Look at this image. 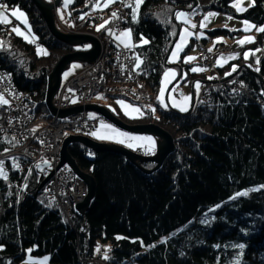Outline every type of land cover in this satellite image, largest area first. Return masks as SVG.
<instances>
[{
  "label": "trees",
  "instance_id": "trees-1",
  "mask_svg": "<svg viewBox=\"0 0 264 264\" xmlns=\"http://www.w3.org/2000/svg\"><path fill=\"white\" fill-rule=\"evenodd\" d=\"M103 1L75 0L66 18L71 33L103 41L111 22L104 21L108 24L98 31L103 12L94 11ZM119 1L126 4L120 30L132 32L139 77L153 96L152 105L171 67L169 57L181 30L178 12L216 11L264 28V0H254L242 14L232 7L235 0H143L135 19L128 5L136 0ZM0 4L25 11L37 37L30 43L0 25V70L26 95L32 112L51 118L45 105L49 75L64 56L92 46L57 40L31 0ZM243 33L208 31L211 37L230 39ZM40 47L46 54H39ZM111 47H117L114 41ZM259 48V70L245 65L243 58L233 61L226 68L237 65V70L221 78L222 87L207 85L206 97L194 101L188 112L158 108L156 117L149 104L139 103L142 116L126 119L128 123L158 125L175 143L160 168L71 144L69 154L96 183L85 219L76 211L68 219L48 202L44 189L39 190L37 163L20 154L9 159L8 175L0 178V264H20L28 251L50 257L51 264H264V31L245 47ZM104 96L116 106L114 115L123 119L117 101L131 99ZM9 139L0 137V154ZM243 192L248 195H237ZM100 245L105 248L98 255Z\"/></svg>",
  "mask_w": 264,
  "mask_h": 264
},
{
  "label": "built area",
  "instance_id": "built-area-1",
  "mask_svg": "<svg viewBox=\"0 0 264 264\" xmlns=\"http://www.w3.org/2000/svg\"><path fill=\"white\" fill-rule=\"evenodd\" d=\"M125 7V2L118 0L103 11L102 17L104 15L105 17H100L101 21H116L111 22L112 34H107L103 41L99 39L101 54L97 61L93 65H81L80 73L61 85L53 100V105L59 112L85 107L95 96L102 93L124 94L140 104L153 102V96L139 77L135 47H111L113 34L117 33L122 25ZM9 10L7 6L6 11ZM67 13H60L58 8L55 9L56 25L59 30H63L62 32L73 34L66 22ZM113 13L116 15L113 16ZM229 50L218 47L209 51L203 48L198 54V59L208 68V74L213 75L216 73V61ZM107 65L112 68L113 76L110 80L106 78ZM215 81L217 84L213 86L222 87L221 79ZM208 92L209 87H202L200 98L206 97ZM178 96L183 98L181 93ZM106 125L107 121L100 115L85 110L65 119L38 116L27 105L26 95L14 85L12 78L0 70V137L7 135L10 138L7 150L0 154V178L8 175V160L17 154L37 164L49 163L48 174L51 172L54 174L44 188L45 198L59 208L68 219L73 217L76 205L88 197V186L68 165L58 169L63 144L71 137H84L96 141L95 131ZM135 153L151 157L156 154V150H138ZM1 211L0 208V217Z\"/></svg>",
  "mask_w": 264,
  "mask_h": 264
},
{
  "label": "rangeland",
  "instance_id": "rangeland-1",
  "mask_svg": "<svg viewBox=\"0 0 264 264\" xmlns=\"http://www.w3.org/2000/svg\"><path fill=\"white\" fill-rule=\"evenodd\" d=\"M74 1L75 0H63L62 2L63 4L60 5L58 11L60 13H65V11H70V6L74 3ZM50 3H54V2H50ZM112 3L113 2H111V0H104L102 4L99 3L95 7L94 11L95 12L104 11ZM253 4H254V0H235L232 3V7L238 14H242L245 11H247L249 8H251ZM13 10H18L17 15L19 16V18L11 15V12ZM19 13H23V15L20 16ZM178 13H183L184 15L183 16L176 15V21L181 24V30L169 57V64L171 65V67L168 68L163 74L160 89L158 91V94L155 95L156 103L155 104L153 103V105L149 104L147 106L148 109H150L156 117L159 115L158 108L164 110L173 108L183 113L188 112L193 105V84H192L193 80L196 78L202 79L204 78L205 75L209 78H212V76L208 74V68L202 65L198 59V54L203 46H206L207 48H212L217 44L219 45L223 44V41L226 43V45L233 44L232 50L230 49L229 51L224 52L223 55L218 58L219 59L218 64L222 68H225L230 60L243 58L244 61L248 62L255 69L259 70L258 54L262 55V49L259 48L257 50H244L242 52V48L245 46V44L250 43L257 38V36L261 32L258 31L257 29L262 27L255 25L253 22L247 19L237 18L235 16L223 14L216 11H208L205 13H199V12L198 13L178 12ZM210 14H214V15H210ZM197 17H200L199 20ZM229 17H231V19H229ZM4 18L7 22L0 23V25H3L5 27H10L12 31L14 28L17 29V31H13V32H15L16 34L19 32L20 34L17 35L21 36L30 43H35V41H37V37L30 24L28 15L26 14L25 11L21 10L20 8H13L10 9L9 11L5 10ZM14 24H16L15 27L13 26ZM107 24L108 22H99L98 26L104 25L105 27ZM193 24L196 25L195 28L192 27ZM201 24H203L204 27H201ZM218 29H225L234 32L237 31L236 29H238L240 31H243L244 33L236 39H230L229 37L221 36V35L216 37H211L208 34V31L218 30ZM62 33L69 34L65 32ZM125 33H130V35H125ZM108 34L109 35L112 34L111 29H108ZM113 35H114L113 37H115L116 45L118 47H122V46L129 47L132 46L134 43L132 32L130 29H121ZM241 41H243V43H241ZM177 45H180V47L178 48ZM46 51L47 50L44 47H40L38 49V52L41 55L46 54ZM174 53L175 55H173ZM252 56H257V59L255 58L253 62H251L250 60ZM187 57H194V59L186 60ZM180 63L182 64L181 66L183 68L180 66ZM81 65L83 64H79V63L71 64L69 69L63 74L62 82L65 84L71 79H73L77 74H79L82 67ZM173 65H176V67H172ZM236 67L237 66L234 65V67H232L231 69L228 68L225 74L228 73L227 75H229L231 72H234L235 70L233 71L231 70ZM193 68L197 70L192 71ZM185 87L187 89V93ZM180 93L183 95V98H179L178 95ZM91 104L102 106L106 109H109L110 112L113 114H114L113 112L114 109H116V106H112L108 101V99L104 96V94H99L95 96L91 100ZM118 107L121 113L123 114V116L125 117V118L123 117V119L121 118L119 119H121V121H123L127 125L152 124V123L129 124L128 121L126 120V119H130V120L139 119L140 116H142L143 109L139 103L137 104L127 99H120L117 101V108ZM106 126H110V128L101 126L98 130L95 131L94 139L97 142L119 145L133 152L138 150L151 149V148H154L156 150L157 148V139L154 137L147 135H134L128 132H124L118 129L117 127H115L110 122H107ZM112 129H114L115 132H113ZM132 137L136 139L134 140L129 139ZM129 144H131L132 146L130 147ZM103 248L105 247L101 245L97 247L96 252L98 255H100L101 252L102 253L104 252ZM20 264H51V263H50V257L48 256L36 257L32 255L31 251H28L26 259Z\"/></svg>",
  "mask_w": 264,
  "mask_h": 264
},
{
  "label": "water",
  "instance_id": "water-1",
  "mask_svg": "<svg viewBox=\"0 0 264 264\" xmlns=\"http://www.w3.org/2000/svg\"><path fill=\"white\" fill-rule=\"evenodd\" d=\"M36 8L43 16L51 34L59 41L72 47H81L84 45H91L92 49L84 53H75L64 56L53 69L52 73L48 77V86L45 105L51 118L65 119L73 114L80 113L82 111L93 112L100 115L107 122H110L118 129L128 132L134 135H147L157 139L156 154L151 157H143L137 155L135 152L126 149L119 145L100 143L84 137H71L67 139L63 144L61 164L59 169L65 165H69L75 174L86 182L88 186L89 195L87 199L76 205L75 210L81 215L82 218H86V214L89 210L91 201L95 196L96 183L92 175L86 174L81 171L77 162L69 154V146L73 143H80L87 148L91 149L94 153L98 154L101 152H112L125 157L128 161L134 164L151 162L160 168L165 160L175 151V143L173 137L161 127L155 124L147 125H127L117 116L102 106L89 104L85 107L80 106L71 108L64 111H58L54 105L53 100L57 95L61 85L62 76L69 69L73 63L93 65L101 54V43L100 40L91 35H80V34H64L62 33L57 25L54 11L59 8L63 0H56L54 3L47 2L45 0H31ZM263 83V79L260 80ZM49 163L38 164L37 171L41 174V185L39 190L41 191L50 182L53 172L46 176L48 173ZM87 264V263H85Z\"/></svg>",
  "mask_w": 264,
  "mask_h": 264
},
{
  "label": "crops",
  "instance_id": "crops-1",
  "mask_svg": "<svg viewBox=\"0 0 264 264\" xmlns=\"http://www.w3.org/2000/svg\"><path fill=\"white\" fill-rule=\"evenodd\" d=\"M116 1H118V0H116ZM115 1V2H116ZM115 2H113V3H115ZM113 3L111 4V5H113ZM110 5V6H111ZM109 6V7H110ZM66 12V11H65ZM236 30H238V29H236ZM249 43H247V44H245V46L242 48V52L244 51V50H246L245 49V47L248 45ZM122 47H125V46H122ZM218 47H222V48H224V47H227V48H229V49H231L232 50V48H233V44H227L226 45V43L223 41V44H221V45H219V44H217L216 46H214V47H212V48H208V49H215V48H218ZM203 48H207L206 46H203L201 49H200V51L203 49ZM223 55V54H222ZM255 58L257 59V56H252V58L250 59L251 60V62H253L254 60H255ZM260 59H261V55L260 54H258V62H259V64H260ZM219 60V59H218ZM218 60L216 61V73L215 74H213V75H211L212 76V78H209V77H205L204 76V78H202V79H200V78H196V79H194L193 80V103H194V101H197L199 98H200V89L202 88V87H205V88H208V86L207 85H214L213 83V80H216V79H221V78H224V77H227V76H229L230 74H233L236 70H237V67L235 68V71L234 72H231L229 75H227V74H225L226 73V71H227V69L228 68H226L230 63H232L233 61H237L238 59H233V60H230L229 61V63L226 65V69L224 68V71H222L221 73H219L217 70L218 69H222V67L218 64ZM244 63H245V65H247V66H250V67H253V66H251L248 62H246V61H243ZM235 66H237V65H235ZM234 67V66H233ZM232 68V67H231ZM230 68V69H231ZM254 68V67H253ZM231 71H233V69L231 70ZM230 72V71H229ZM227 75V76H226ZM63 83V82H62ZM197 84H199V87H197ZM185 90H186V93H187V89H186V87H185ZM152 150H154V148H151Z\"/></svg>",
  "mask_w": 264,
  "mask_h": 264
},
{
  "label": "snow or ice",
  "instance_id": "snow-or-ice-1",
  "mask_svg": "<svg viewBox=\"0 0 264 264\" xmlns=\"http://www.w3.org/2000/svg\"><path fill=\"white\" fill-rule=\"evenodd\" d=\"M111 2H115V0H111ZM141 3H143V0H137L136 4L134 6L133 5H128L129 7H132L133 8V19L136 18V13H137V10H138V8H139V6H140ZM6 9H7V5L0 4V23L7 22L5 20V18H4L5 17V10ZM17 13H18V10H13L11 12V15L19 18V16L17 15ZM19 15L22 16L23 13H19ZM115 15H116V13H113V16H115ZM183 15H184L183 13H177V16H183ZM210 15H214V14H210ZM81 19H83V17H81ZM206 19H207V17H206ZM229 19H231V17H229ZM103 27H104V25H99V26H97V30L99 31ZM192 27L195 28L196 25L193 24ZM201 27H204V25L201 24ZM257 30L258 31H264V28H259ZM13 31H17V29L14 28ZM17 34H20V33L18 32ZM125 35H130V33H125ZM144 42L147 43V41H144ZM241 43H243V41H241ZM177 47L179 48L180 45H177ZM209 51H211V49H209ZM173 55H175V53ZM192 59H194V57H187L186 58V60H192ZM196 70L197 69H195V68L192 69V71H196ZM233 70H235V68H233ZM197 87H199V84H197ZM5 103H6V101H5ZM181 110H184V109H181ZM105 127H109L110 128V126H105ZM112 131L115 132L114 129H112ZM120 135H123V134H120ZM129 139L134 140L136 138L132 137V138H129ZM129 146L131 147L132 145L129 144ZM255 190H257V189H253V191H255ZM237 195H248V192L238 193ZM118 239H119V237H118ZM240 247L243 248V245H241Z\"/></svg>",
  "mask_w": 264,
  "mask_h": 264
},
{
  "label": "bare ground",
  "instance_id": "bare-ground-1",
  "mask_svg": "<svg viewBox=\"0 0 264 264\" xmlns=\"http://www.w3.org/2000/svg\"><path fill=\"white\" fill-rule=\"evenodd\" d=\"M136 2H137V0H136ZM114 4V3H113ZM112 6V5H111ZM110 6V7H111ZM110 7H108L107 9H109ZM101 12H103V11H101ZM112 23H115L116 21H114V20H112L111 21ZM113 41H114V43L116 44V41H115V37H113ZM224 48H227V47H224ZM208 49V48H207ZM107 67V71H106V78L108 79V80H110V79H112V76H113V73H112V68L111 67H109L108 65L106 66ZM137 70H138V62H137ZM63 84V83H62ZM99 95V94H98ZM56 97V96H55ZM91 104V103H90ZM69 166V165H68ZM64 167V166H63ZM70 167V166H69ZM59 169V168H58ZM73 170V169H72ZM47 175H48V173H47ZM88 195H89V192H88ZM87 199V198H86ZM85 199V200H86ZM84 200V201H85ZM83 201V202H84ZM82 202V203H83ZM81 204V203H80Z\"/></svg>",
  "mask_w": 264,
  "mask_h": 264
}]
</instances>
